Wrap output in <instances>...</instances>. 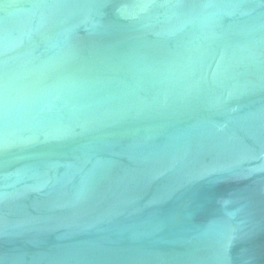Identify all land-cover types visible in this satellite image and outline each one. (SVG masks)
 Wrapping results in <instances>:
<instances>
[{
  "label": "water",
  "instance_id": "1",
  "mask_svg": "<svg viewBox=\"0 0 264 264\" xmlns=\"http://www.w3.org/2000/svg\"><path fill=\"white\" fill-rule=\"evenodd\" d=\"M0 264H264V0H0Z\"/></svg>",
  "mask_w": 264,
  "mask_h": 264
}]
</instances>
